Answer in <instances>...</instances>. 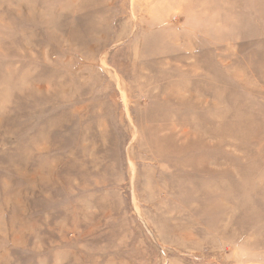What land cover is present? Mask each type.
<instances>
[{
    "label": "rangeland",
    "instance_id": "obj_1",
    "mask_svg": "<svg viewBox=\"0 0 264 264\" xmlns=\"http://www.w3.org/2000/svg\"><path fill=\"white\" fill-rule=\"evenodd\" d=\"M0 264H264V0H0Z\"/></svg>",
    "mask_w": 264,
    "mask_h": 264
}]
</instances>
